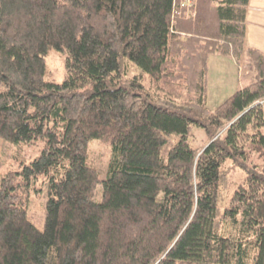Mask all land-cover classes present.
<instances>
[{"label": "trees", "instance_id": "1", "mask_svg": "<svg viewBox=\"0 0 264 264\" xmlns=\"http://www.w3.org/2000/svg\"><path fill=\"white\" fill-rule=\"evenodd\" d=\"M247 2L0 0V137L43 141L0 176V264H264V53L245 44ZM52 48L61 81L46 79ZM214 53L249 73L209 108ZM91 138L111 147L102 180ZM39 180L42 229L27 215Z\"/></svg>", "mask_w": 264, "mask_h": 264}, {"label": "rangeland", "instance_id": "2", "mask_svg": "<svg viewBox=\"0 0 264 264\" xmlns=\"http://www.w3.org/2000/svg\"><path fill=\"white\" fill-rule=\"evenodd\" d=\"M243 62V61H241ZM63 55L60 51L50 49L47 55V72L46 79L53 81H61L63 78ZM128 64L132 68L127 70ZM241 69L245 68V63H241ZM123 68L127 70V73L132 74L140 70V68L130 60L123 59ZM247 71V70H246ZM245 74V70L242 71L241 75ZM247 83V78L244 77L242 84ZM264 110V100H263ZM193 135L189 137V142L193 147H200L206 142V134L202 127L193 126ZM177 138L176 135H173ZM43 141L36 140L32 143L26 142H11L9 140L0 137V176L7 170L20 169L22 163L29 162L31 159L39 155ZM111 147L107 144L102 143L98 138H91L88 141V153L87 163L97 169L99 178L102 180L106 177L108 172V162L110 159ZM255 159V157H252ZM38 190L32 191L29 197L27 206L28 218L34 223L39 229L44 226L45 219V205L47 199V186L46 183H41L40 180L36 183ZM102 197V185L98 182L95 189L94 199L100 201Z\"/></svg>", "mask_w": 264, "mask_h": 264}, {"label": "crops", "instance_id": "3", "mask_svg": "<svg viewBox=\"0 0 264 264\" xmlns=\"http://www.w3.org/2000/svg\"><path fill=\"white\" fill-rule=\"evenodd\" d=\"M245 44L264 53V0H248L245 11ZM233 57L211 54L208 61L207 106L213 108L228 97L247 75Z\"/></svg>", "mask_w": 264, "mask_h": 264}, {"label": "built area", "instance_id": "4", "mask_svg": "<svg viewBox=\"0 0 264 264\" xmlns=\"http://www.w3.org/2000/svg\"><path fill=\"white\" fill-rule=\"evenodd\" d=\"M243 70H245V73H246V74H248V73H249L248 71H246V68H244V69H241V71H243Z\"/></svg>", "mask_w": 264, "mask_h": 264}]
</instances>
